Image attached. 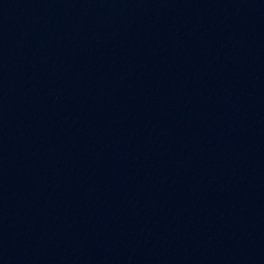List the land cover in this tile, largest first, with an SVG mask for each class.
Here are the masks:
<instances>
[{"label": "water", "instance_id": "1", "mask_svg": "<svg viewBox=\"0 0 264 264\" xmlns=\"http://www.w3.org/2000/svg\"><path fill=\"white\" fill-rule=\"evenodd\" d=\"M0 264H264V0H0Z\"/></svg>", "mask_w": 264, "mask_h": 264}]
</instances>
